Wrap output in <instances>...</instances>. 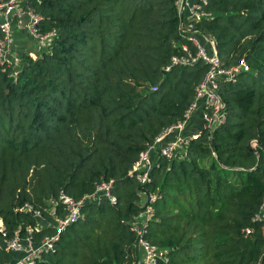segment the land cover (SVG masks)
<instances>
[{
    "label": "trees",
    "instance_id": "16d2710c",
    "mask_svg": "<svg viewBox=\"0 0 264 264\" xmlns=\"http://www.w3.org/2000/svg\"><path fill=\"white\" fill-rule=\"evenodd\" d=\"M29 4L56 36L17 69L0 64V239L36 224L24 203L44 211L60 192L80 198L111 179L116 202L84 204L36 264H137L129 223L142 191L158 196L146 238L167 252L159 264H264V221L254 219L264 194V0L205 6L211 15L195 26L222 66L244 58L249 70L219 81L226 121L190 138L183 155L158 158L146 184L130 174L139 153L182 119L207 70L202 61L164 69L183 43L195 50L176 0Z\"/></svg>",
    "mask_w": 264,
    "mask_h": 264
},
{
    "label": "built area",
    "instance_id": "2783aa9c",
    "mask_svg": "<svg viewBox=\"0 0 264 264\" xmlns=\"http://www.w3.org/2000/svg\"><path fill=\"white\" fill-rule=\"evenodd\" d=\"M209 0H199L195 4H189L187 0H176L179 13V31L183 38L192 44L194 51L189 49L186 43L182 44L183 53L175 54L170 58L168 65L164 67L169 70L173 66L193 65L198 61L207 64V70L203 78L196 85L193 99L185 109L182 119L159 133L154 141L142 150L136 159L130 174L135 175L140 184L151 181L150 172L157 166L158 158H176L183 155L185 147L189 144L190 138L201 134L203 130H212L226 121L227 107L220 92L219 81L227 80L234 82L238 76L249 70V64L244 58L239 59L229 67H223L217 50L214 47V40L202 33L195 24L202 18L211 15L205 10ZM187 7L188 17L186 21L181 20V13ZM0 29L3 36L0 38V64L7 63V54L13 44V25L11 16L27 15L28 21L25 28L34 41L44 47L56 36V30L51 29L45 32L40 30L42 16L34 11L29 0H0ZM203 36L204 43L200 36ZM156 89L155 86L152 87ZM201 109L203 117V128L193 135H181L186 128L193 112ZM173 134L172 138L165 141V138ZM157 155L153 151L157 148ZM113 181L104 180L96 184L92 193L85 194L80 198H74L65 192H60L56 197L47 200V207L42 211L26 202L20 210L36 218L35 225H27L24 230L17 229L6 237L2 231L0 239V264H36L41 260L44 253L53 252L56 249L60 235L68 226L75 223L81 216L82 206L88 202H97L102 198L110 203L116 202V196L112 193ZM153 192L142 191L140 193V211L135 214L130 223V229L135 234L136 244L139 249L137 264H159L160 261H167V252L163 248L156 247L146 238L149 224L152 220L153 209L151 203L157 198ZM45 212V213H44ZM256 220L264 221V194L258 213L254 216ZM42 229L50 230V233L36 237ZM246 229V232H249ZM11 255L7 259V255Z\"/></svg>",
    "mask_w": 264,
    "mask_h": 264
},
{
    "label": "crops",
    "instance_id": "0c3cea01",
    "mask_svg": "<svg viewBox=\"0 0 264 264\" xmlns=\"http://www.w3.org/2000/svg\"><path fill=\"white\" fill-rule=\"evenodd\" d=\"M199 0H187V2L191 4H195ZM188 17V10L187 7L184 9V11L181 13V20L186 21ZM2 18V14H0V19ZM28 21V17L25 14H22L20 16H11V23L13 25V44L10 47V51L7 54V60H9L10 65L17 69L21 62L22 57L25 54H28L30 52H40L42 49H44V46H41L37 44L34 39L29 35L28 31L25 28V24ZM202 42L207 43V41L203 40V36L199 35ZM30 42L33 43V47H30ZM203 128V117H202V111L201 109H197L193 112L186 128L181 132V135H193L197 131L201 130ZM173 134L168 135L165 138V141L171 139ZM157 148L154 149L153 154L154 156L157 155Z\"/></svg>",
    "mask_w": 264,
    "mask_h": 264
},
{
    "label": "water",
    "instance_id": "95a60500",
    "mask_svg": "<svg viewBox=\"0 0 264 264\" xmlns=\"http://www.w3.org/2000/svg\"><path fill=\"white\" fill-rule=\"evenodd\" d=\"M214 47H215V49L217 50V46H216V44H214ZM3 229H4V227L1 226V230H3Z\"/></svg>",
    "mask_w": 264,
    "mask_h": 264
},
{
    "label": "rangeland",
    "instance_id": "374dc122",
    "mask_svg": "<svg viewBox=\"0 0 264 264\" xmlns=\"http://www.w3.org/2000/svg\"><path fill=\"white\" fill-rule=\"evenodd\" d=\"M29 45H30V47H33V43H32V42H30V44H29Z\"/></svg>",
    "mask_w": 264,
    "mask_h": 264
}]
</instances>
